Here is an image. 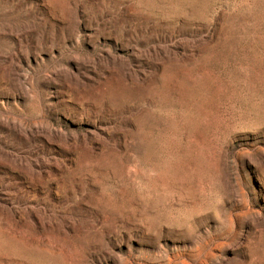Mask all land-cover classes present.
Returning a JSON list of instances; mask_svg holds the SVG:
<instances>
[{
  "label": "rangeland",
  "instance_id": "obj_1",
  "mask_svg": "<svg viewBox=\"0 0 264 264\" xmlns=\"http://www.w3.org/2000/svg\"><path fill=\"white\" fill-rule=\"evenodd\" d=\"M0 52V122L50 110L0 127V264H264V0H0Z\"/></svg>",
  "mask_w": 264,
  "mask_h": 264
},
{
  "label": "bare ground",
  "instance_id": "obj_2",
  "mask_svg": "<svg viewBox=\"0 0 264 264\" xmlns=\"http://www.w3.org/2000/svg\"><path fill=\"white\" fill-rule=\"evenodd\" d=\"M46 37V35H44ZM14 42L16 43H19V40L16 38V36L14 37ZM0 58L4 61V62H7L9 64H11V59L12 57L7 55L6 54H2L0 52ZM26 59V58H25ZM57 72H55L54 74L56 75ZM50 110H47V111H41L40 113L37 114L36 117H28L27 119L23 120L22 118L20 117H11L12 118V121L10 123H6V122H0V127H3L5 128L9 134H12V135H20V128L21 127H27V128H37V127H40V128H43V129H47L49 126L45 127V122H44V118L46 117V115L50 114L49 112ZM7 124V125H6ZM94 131L90 130L89 131V135L93 136L94 132H101L102 133V130L100 128H96V126L94 125ZM45 134L42 135V139L44 140L43 142L44 143H47L50 147L48 150H51L52 149V142L51 140L49 139L48 135L50 136V134L46 133V131L44 132ZM48 134V135H47ZM71 136L70 137H66L65 139L66 140H70L71 139ZM76 139V138H75ZM74 139V140H75ZM74 140L72 142H74ZM82 141L84 140V137H82L81 139ZM46 145V144H45ZM45 160V159H44ZM71 160V158L69 157V161ZM0 164L2 165H5L4 163L0 162ZM42 164L44 166H46L48 168V171H45L43 173H39V174H32V177L29 178V179H26V181L28 182L29 186V189L26 190L25 186H23L21 184V187L19 189V192H23L22 196L19 197L17 199V203L19 205H24L26 208L30 209L27 205L28 203H30L32 200L33 201H39V202H43V203H48L49 205H53V204H57L56 203V199L59 200V197L61 196V186H57L54 187V188H51L49 190L48 193H46V195H41V194H38L36 193L37 191L34 189L36 186H32L31 184L35 183V184H38L41 189H43V186L48 183V184H52L55 180H56V177H57V173L55 171H53V166H55L56 168L59 169L58 165L53 162V163H45L42 161ZM65 164V162H64ZM66 166V165H65ZM64 166V167H65ZM25 168V163H23V159H15L14 160V164H13V168H12V165L10 166L9 165V169L11 171H16V172H19V173H22ZM64 169V168H63ZM10 171V172H11ZM34 180V181H33ZM20 186V184H18ZM17 185V186H18ZM0 195L1 196H6V193H4V187L2 186V182L0 181ZM28 187V186H27ZM40 193H43L42 191ZM43 196V197H42ZM12 198V196H11ZM4 199V198H0V201ZM0 206L4 207L3 205L0 204ZM1 209V208H0ZM34 219L36 218L35 216L33 217ZM49 224V222H48ZM13 262V261H12Z\"/></svg>",
  "mask_w": 264,
  "mask_h": 264
}]
</instances>
